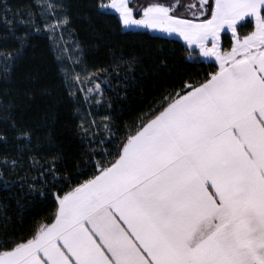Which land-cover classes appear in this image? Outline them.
Segmentation results:
<instances>
[{"label": "snow or ice", "instance_id": "1", "mask_svg": "<svg viewBox=\"0 0 264 264\" xmlns=\"http://www.w3.org/2000/svg\"><path fill=\"white\" fill-rule=\"evenodd\" d=\"M86 7V19L114 15L123 33L182 40L187 60L211 70L165 88L121 124L94 74L105 70L84 60L72 0H0V83H10L31 35L45 33L86 146L76 157L41 151L51 135L0 102V143L14 148L0 152V190L21 213L37 195L52 200L27 233L0 232V264H264V0ZM123 63L131 69L135 58Z\"/></svg>", "mask_w": 264, "mask_h": 264}, {"label": "trees", "instance_id": "2", "mask_svg": "<svg viewBox=\"0 0 264 264\" xmlns=\"http://www.w3.org/2000/svg\"><path fill=\"white\" fill-rule=\"evenodd\" d=\"M28 2L8 0L13 6ZM90 2L72 0V27L81 43L88 69L105 70L94 74L101 76L104 96L111 103L112 115L121 124L133 122L165 88H171L188 75L197 76L211 70V65L207 63L188 61L181 51L183 43L179 40H153L147 34L123 33L114 15L93 14L90 20L86 19L84 13L88 11L86 6ZM131 3L138 7L145 0H131ZM0 31H3V25H0ZM51 49V42L45 33L31 35L23 58L12 71L10 83H0V102L12 103L17 120L35 129L42 137L51 135L54 143L45 145L41 151L76 157L86 147L76 135L81 113L74 111V102L65 93L56 54ZM132 57L135 63L129 69L123 61ZM161 60L165 64L162 65ZM117 63L120 64L119 74ZM5 87L9 89L7 94L4 93ZM79 99L81 112L86 114L89 105L84 102L83 95ZM91 110L97 115L104 111L103 108L98 111L94 104ZM11 136L9 132V138ZM11 144V139L7 147L0 143V152L14 151ZM0 205L7 206L9 217L7 224L0 218V232L6 228L13 234L17 231L27 233L35 218L51 212L52 200L37 195L21 213L16 205V196L0 190Z\"/></svg>", "mask_w": 264, "mask_h": 264}, {"label": "rangeland", "instance_id": "3", "mask_svg": "<svg viewBox=\"0 0 264 264\" xmlns=\"http://www.w3.org/2000/svg\"><path fill=\"white\" fill-rule=\"evenodd\" d=\"M230 35V34H229ZM177 40H179V39H177ZM179 41H182V40H179ZM182 43H184L183 41H182ZM51 46H52V42H51ZM92 86H94V85H92Z\"/></svg>", "mask_w": 264, "mask_h": 264}, {"label": "crops", "instance_id": "4", "mask_svg": "<svg viewBox=\"0 0 264 264\" xmlns=\"http://www.w3.org/2000/svg\"><path fill=\"white\" fill-rule=\"evenodd\" d=\"M182 42V41H181Z\"/></svg>", "mask_w": 264, "mask_h": 264}]
</instances>
